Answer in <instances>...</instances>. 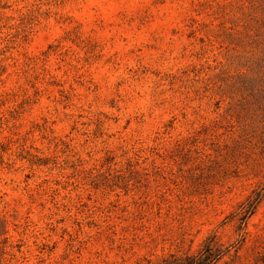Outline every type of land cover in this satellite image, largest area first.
Here are the masks:
<instances>
[{
    "label": "rangeland",
    "instance_id": "obj_1",
    "mask_svg": "<svg viewBox=\"0 0 264 264\" xmlns=\"http://www.w3.org/2000/svg\"><path fill=\"white\" fill-rule=\"evenodd\" d=\"M212 236L264 264V0H0V264Z\"/></svg>",
    "mask_w": 264,
    "mask_h": 264
},
{
    "label": "trees",
    "instance_id": "obj_2",
    "mask_svg": "<svg viewBox=\"0 0 264 264\" xmlns=\"http://www.w3.org/2000/svg\"><path fill=\"white\" fill-rule=\"evenodd\" d=\"M255 203L251 201L248 205L250 210ZM202 248L197 253H187L182 256L171 255L164 260L163 264H214L224 253V248L215 239V236L209 237Z\"/></svg>",
    "mask_w": 264,
    "mask_h": 264
}]
</instances>
